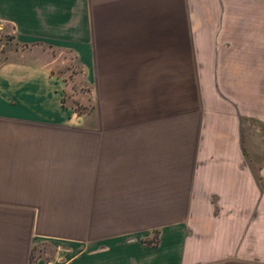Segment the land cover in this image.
Instances as JSON below:
<instances>
[{"label": "crops", "instance_id": "crops-1", "mask_svg": "<svg viewBox=\"0 0 264 264\" xmlns=\"http://www.w3.org/2000/svg\"><path fill=\"white\" fill-rule=\"evenodd\" d=\"M0 24L35 50L0 64V264H264V0H0Z\"/></svg>", "mask_w": 264, "mask_h": 264}, {"label": "rangeland", "instance_id": "rangeland-1", "mask_svg": "<svg viewBox=\"0 0 264 264\" xmlns=\"http://www.w3.org/2000/svg\"><path fill=\"white\" fill-rule=\"evenodd\" d=\"M34 51L31 48L21 47L15 41L11 30L0 24V64L17 62L22 59L23 52L30 57H35ZM39 51H42L47 60L51 61V73L63 81L65 86L63 101L72 108L75 118H92L93 105L87 94H84L87 92V85L82 80L81 67L73 55L67 51L50 48H42ZM253 127L256 128L254 125ZM249 149L251 169L257 172L264 160V143L251 139Z\"/></svg>", "mask_w": 264, "mask_h": 264}, {"label": "trees", "instance_id": "trees-1", "mask_svg": "<svg viewBox=\"0 0 264 264\" xmlns=\"http://www.w3.org/2000/svg\"><path fill=\"white\" fill-rule=\"evenodd\" d=\"M255 180L257 182L258 187L260 188L261 191H264V179L259 177L258 175H255Z\"/></svg>", "mask_w": 264, "mask_h": 264}]
</instances>
